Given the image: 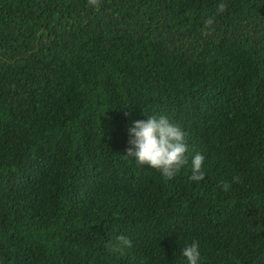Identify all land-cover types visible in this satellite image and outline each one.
<instances>
[{"label":"trees","instance_id":"obj_1","mask_svg":"<svg viewBox=\"0 0 264 264\" xmlns=\"http://www.w3.org/2000/svg\"><path fill=\"white\" fill-rule=\"evenodd\" d=\"M151 114L202 180L126 155ZM192 240L264 264V0H0V264H186Z\"/></svg>","mask_w":264,"mask_h":264},{"label":"clouds","instance_id":"obj_2","mask_svg":"<svg viewBox=\"0 0 264 264\" xmlns=\"http://www.w3.org/2000/svg\"><path fill=\"white\" fill-rule=\"evenodd\" d=\"M127 133L126 155L137 164L142 166L147 164L148 168L156 169L165 179L173 178L183 166L188 165L190 181L203 179L204 154L197 151L189 157L185 142L186 133L178 123L167 116L151 114L145 119H133ZM223 187L227 190L228 184H224ZM117 239L121 246L132 245V241L125 235H120ZM180 255L186 264H202L201 245L197 240H192L181 247Z\"/></svg>","mask_w":264,"mask_h":264}]
</instances>
